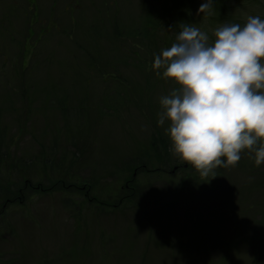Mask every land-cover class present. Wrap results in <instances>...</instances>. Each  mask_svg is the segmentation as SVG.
Returning <instances> with one entry per match:
<instances>
[{
  "label": "rangeland",
  "instance_id": "374dc122",
  "mask_svg": "<svg viewBox=\"0 0 264 264\" xmlns=\"http://www.w3.org/2000/svg\"><path fill=\"white\" fill-rule=\"evenodd\" d=\"M203 2L176 9L170 0H0V152L7 149L0 175L22 192L28 175L8 167L27 158L34 179L98 181L92 192L113 204L126 196L96 216L59 200L80 205L66 185L21 193L22 202L0 208V264H85L106 255L123 263L264 264V163L257 166L253 152L243 149L212 177L146 172L159 156L152 143L169 140L168 122L157 124L159 98L180 86L152 67L181 30L177 13L210 42L223 23L264 19V0H211L198 13ZM168 142L155 145L171 169ZM44 159L53 170L42 175ZM189 177L214 183L198 197Z\"/></svg>",
  "mask_w": 264,
  "mask_h": 264
},
{
  "label": "clouds",
  "instance_id": "9594fccd",
  "mask_svg": "<svg viewBox=\"0 0 264 264\" xmlns=\"http://www.w3.org/2000/svg\"><path fill=\"white\" fill-rule=\"evenodd\" d=\"M210 7L204 0L197 12ZM180 29L152 63L157 75L180 85L159 98L157 124L168 122L170 151L201 176L235 165L243 149L255 154L257 166L264 163V19L223 23L211 42L194 24Z\"/></svg>",
  "mask_w": 264,
  "mask_h": 264
},
{
  "label": "flooded vegetation",
  "instance_id": "af4514ba",
  "mask_svg": "<svg viewBox=\"0 0 264 264\" xmlns=\"http://www.w3.org/2000/svg\"><path fill=\"white\" fill-rule=\"evenodd\" d=\"M163 141H165V140H163ZM159 148L160 147H157V153L159 154V156L157 157V155H156V157L154 159V163L155 164L153 163L154 165L152 166L153 168L148 169L146 172H150V173H152V172L157 173L158 172L159 174L174 175L176 173V171H178V172L183 171L184 175H187L189 173L186 172V170H189V171L197 170L190 163H188L186 161L185 162H181L177 156H175L174 154H170V153H169V162L172 161L173 165H172V168L169 169V167H167L166 164H164V163H167V162L164 160V158L163 159L161 158V153H160ZM151 151H152V153H154V148H151ZM162 151H163L164 154H166L165 150L163 148H162ZM168 178L173 180L172 178H175V177H168ZM62 179H64V178H59V179L56 180L55 188H57V184H61L60 188H62V186L64 187V185H66V186L72 188V192H70V193H73L74 191H77V193H74V194L81 195L82 197L80 198V196H78V195L74 197L78 201H80V205H78L77 202H73V200H74L73 197L70 198L69 196H67L66 198H63L62 196H65V195H61V194H58L60 196L59 200L60 201L65 200L66 203H68V204L74 203L73 205L76 206L75 208H77L79 210H81L80 207H82V205H87V208L89 209L87 211H89V212L95 211L96 212V216L98 215V213L102 212V210H106L109 213H113L114 211H116L115 209L118 208V205H120V203H121L120 201L125 199V197H126V196L122 195V197L119 198V199L115 198L114 202L117 201V200L119 202L117 201V203L113 204L112 198H105V197H103L104 194H102V193L94 194L92 192L91 188L93 187L94 183H99L98 181H96L94 183L93 182H80L79 180L78 181L76 180L77 178H68V181L70 179H72L73 182L70 180L68 183H65ZM198 179H202V178H198ZM186 180L192 181V183L194 184L193 187L196 186L197 189L194 190L193 193L191 191L187 192V193H183V196H181L182 195V193H181L180 197H178L175 200H172L171 204L172 203H179L181 201V198L182 197H188L189 195H187V194H189V193H192V194H194V195H196L198 197L205 196L207 193H205L206 191L204 193L201 191L202 188H203L202 186L204 184H206V182H210L209 185H213V183H214L213 182V178H204V179L200 180L199 183L196 180V178L189 177V178H186ZM127 184H128V181H127ZM193 187H192V189H193ZM40 190H42V186H40ZM31 196H32V194H31ZM20 197L23 198V194H21ZM20 197L18 196L19 200L21 199ZM194 198H196V197H194ZM9 205H11V202L9 203ZM9 205H7V206H9ZM21 205H23V204H21ZM1 207L4 208L5 204L3 206H1ZM98 207L101 208V209L97 210ZM93 208H95V209H93ZM109 208H112V209H109ZM71 209H72V207H71ZM25 212H28V211L25 210ZM164 213H166V216L169 215L168 211H164ZM98 225H99V229L103 228L100 225V223ZM101 233H103V235H104V232H101ZM207 253H210V252H207ZM90 261H91L90 263H85V264H148L146 262L141 261V258H140L139 262H132L131 261L130 263L129 262H124L123 263L122 261L116 260L114 257H108L107 255L104 256V257H100V258L94 257L93 260H90ZM207 261H210V260L208 259ZM75 264H77V263H75ZM78 264H82V262H80V263L78 262Z\"/></svg>",
  "mask_w": 264,
  "mask_h": 264
},
{
  "label": "trees",
  "instance_id": "16d2710c",
  "mask_svg": "<svg viewBox=\"0 0 264 264\" xmlns=\"http://www.w3.org/2000/svg\"><path fill=\"white\" fill-rule=\"evenodd\" d=\"M170 1L172 2V6L171 7L176 8V9H182V7L184 5L185 6L192 5V1H194V0H185V1L184 0L183 1H181V0H170ZM162 15L163 14H161L159 16V18L162 17ZM177 18H179L178 21H180L182 23H185L186 21H188V20L185 21L184 19H182V15H180L178 13H177ZM182 23H180V24H182ZM65 115H66V113H65ZM158 140L163 141L162 138L161 139L157 138L155 140V142L158 141ZM165 141H169L168 142L169 145L168 146L165 145V147H163V149L166 151L167 147H171V141H170V139L169 140L165 139ZM0 142H1V140H0ZM155 142L152 143L154 145V146H152V148H154V152L156 154H158L157 153V147L158 146L155 145ZM2 146H3V143H2ZM168 151L170 152V154L172 153L170 150H168ZM6 153H7V149L3 148V151L0 152V161L7 159ZM17 160H19L18 163H14L13 160L10 161L9 164H11V167H8V169H12L14 171H16L18 169L20 171L22 170V174H26V175H28V177L24 180L23 183H22V181L20 182L21 184H23L22 186H20L22 192L16 193L17 186L12 185V183H8L9 180H11V179H6V177H4L3 175H0V208L1 209H5L7 207V205H9L10 202L16 201L18 199V196L20 197V194L25 192V191H29L31 193H36V192H40V193L48 192L49 193L50 190L51 191L54 190V188L56 186L55 182L58 179L57 177L56 178H53V177H51V178H47V177L42 178L41 177V179L43 181H40L39 178H37V179L32 178V176L35 174L34 170L36 171L37 167L34 166L35 162H33L31 159L27 160V158H23L21 160L20 159H17ZM171 163H173V162L171 161ZM5 164H7V163H5ZM52 164H53L52 159H50V161H48V159H44L43 161H41V164H40L41 167H42L41 174L43 175L45 173L46 169H48L47 173H48V171H52L53 170ZM136 167L139 168V166H136ZM139 170H141L143 172L144 169L140 168ZM20 175H21V172H20ZM41 184H43L44 186L41 185ZM40 186H42V190H40ZM20 202H22V198L20 199ZM4 204H5V207L4 208L1 207Z\"/></svg>",
  "mask_w": 264,
  "mask_h": 264
}]
</instances>
